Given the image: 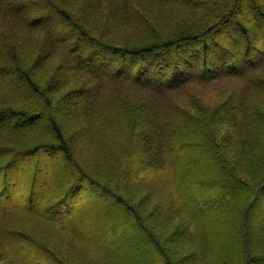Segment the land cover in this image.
I'll use <instances>...</instances> for the list:
<instances>
[{
    "label": "trees",
    "instance_id": "trees-1",
    "mask_svg": "<svg viewBox=\"0 0 264 264\" xmlns=\"http://www.w3.org/2000/svg\"><path fill=\"white\" fill-rule=\"evenodd\" d=\"M242 1L0 0V77L20 96L0 102V199L23 200L0 208V264H19L8 234L59 264H112L62 219L85 181L116 198L163 264H264V219L251 225L264 205V0ZM222 77L240 82L213 101L193 90ZM50 151L77 180L41 209L14 167L33 160L32 190L44 188ZM193 184L217 197L226 247L208 251Z\"/></svg>",
    "mask_w": 264,
    "mask_h": 264
},
{
    "label": "rangeland",
    "instance_id": "rangeland-1",
    "mask_svg": "<svg viewBox=\"0 0 264 264\" xmlns=\"http://www.w3.org/2000/svg\"><path fill=\"white\" fill-rule=\"evenodd\" d=\"M242 4L243 8L248 7L245 0L242 1ZM24 6L28 7L27 4H24ZM61 52L62 51L59 49L55 56ZM78 52H80V50H78ZM82 55L84 57V54ZM102 68L106 73H112L111 66H100L97 70L102 71ZM129 73H132V69ZM9 82L10 78L8 76L3 75L0 77V102L14 103L20 98L18 94L19 90L16 91L12 85H8ZM239 82L240 81L237 78L222 77L220 79L211 80L209 85H196L193 87V90L204 100L213 101L218 98L215 89H226L228 85H234ZM42 124L46 125V121L44 119ZM192 156L193 155L190 150H182L179 165L184 169V171L190 170V166L187 165V161ZM32 161L33 160L31 159L21 160L14 167V171L18 172L23 166L21 168L22 172L18 177L21 179V183L26 186L25 189H29L31 181L33 182L31 184L30 191H32L34 195L35 203L38 204L39 202L37 208L41 207L42 209V206L50 204V202L57 200L60 196H63L69 183H72L73 180H77V174L67 171V167L64 164V156L59 153H55L54 151L45 152L42 163L45 165L44 169H46L47 173H49V176L45 181L44 188H42V185H37L36 190H32L35 185L34 181L27 176V174L33 171V166H30ZM198 161L206 168V172H208V174L217 176L218 162H216L211 154L204 155L202 152L199 153ZM146 167L147 165L145 163H134L131 172H135L138 168L145 169ZM23 185H19V189L23 190ZM46 190H48V192H46ZM97 191L98 190L90 186V183L85 181L77 187V189H72L70 194L67 192L64 195L65 199L67 198L68 200L66 203L72 205L75 202V207L71 211L67 212V215L62 217V219L71 218L73 226L78 231L77 233L80 239H82L86 244H93L101 253L100 255L106 260L112 262V264H163V256L158 253L156 247L146 241H139V239L136 238L134 235V221L127 217L122 207L117 204L116 198L106 196L103 193H98ZM191 191L195 195H192L191 197L195 205L199 202H203L201 203L202 207L199 219L202 223V229L205 232L211 233L208 251L212 252L215 248H218L221 244L225 243V239L223 238L224 236H222L218 228V223L220 221L219 218L222 216L219 217V214H215L218 203L216 199L217 197H212L209 193L210 191L208 190H198L194 184L191 186ZM182 192L184 191L182 190ZM44 193L45 196H43ZM67 195L70 196L67 197ZM5 201L6 198L0 199V208L18 206L23 200H18L15 196L14 199L9 197V201ZM64 214L65 213H61V215ZM263 219L264 205L261 204L252 211L251 225L255 227L258 225V222ZM9 221L13 222L15 220L8 217V222ZM6 239L9 242L12 252L11 256L13 259L16 257L19 264L22 262H28L29 264H59L56 258L46 254L42 248L33 242L30 243L27 239L16 237L13 234H8ZM224 246L226 247L225 244Z\"/></svg>",
    "mask_w": 264,
    "mask_h": 264
},
{
    "label": "bare ground",
    "instance_id": "bare-ground-1",
    "mask_svg": "<svg viewBox=\"0 0 264 264\" xmlns=\"http://www.w3.org/2000/svg\"><path fill=\"white\" fill-rule=\"evenodd\" d=\"M261 173V172H260ZM264 196V195H263Z\"/></svg>",
    "mask_w": 264,
    "mask_h": 264
}]
</instances>
